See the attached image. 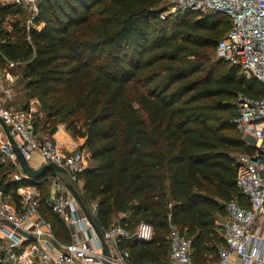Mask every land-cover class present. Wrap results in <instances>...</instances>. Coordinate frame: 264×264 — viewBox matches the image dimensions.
I'll list each match as a JSON object with an SVG mask.
<instances>
[{"label":"trees","instance_id":"1","mask_svg":"<svg viewBox=\"0 0 264 264\" xmlns=\"http://www.w3.org/2000/svg\"><path fill=\"white\" fill-rule=\"evenodd\" d=\"M163 2L38 0L28 29L20 27L21 6L0 4V65L23 62L29 96L84 139L80 149L93 164L79 174L81 200L96 203L97 227L104 232L119 214L129 215L117 223L131 234L140 224L151 227L146 242L118 243L135 264H168L169 218L191 240L193 263L206 264L224 244L216 221L226 203L244 200L235 155L252 148L233 123L235 97L261 98L264 86L213 60L230 27L225 14L161 18ZM6 15L16 16L12 31L1 27ZM13 171L0 164L4 193L14 194ZM41 211L56 238L69 242L43 199Z\"/></svg>","mask_w":264,"mask_h":264},{"label":"built area","instance_id":"2","mask_svg":"<svg viewBox=\"0 0 264 264\" xmlns=\"http://www.w3.org/2000/svg\"><path fill=\"white\" fill-rule=\"evenodd\" d=\"M37 2L13 0V4L30 10L28 28L38 13ZM163 4L161 18L185 12L225 14L230 27L217 43L218 58L264 86V0H164ZM15 82L10 71L0 68V164L14 166L11 180L17 184L14 194L0 189V264H135L129 251L118 246L120 240L134 234L118 223L111 225L102 232L110 252L105 256L88 217L69 188L81 198L83 181L79 174L87 167L89 154L74 148L64 150L57 141L39 139L34 129L33 102L24 109L11 105ZM234 104L233 123L252 148L251 153L235 155V185L247 206L236 201L226 203L220 224L224 244L218 249L217 260L206 264H233L234 259L240 264L264 262V239L260 228L254 226L264 216V96L250 98L238 93ZM4 125L28 164L37 151L43 164L53 163L62 171L47 170L39 178L28 177ZM42 199L66 227L69 242L56 238L51 222L41 211ZM85 207L93 218L96 203ZM168 227V264H194L191 240L170 218Z\"/></svg>","mask_w":264,"mask_h":264},{"label":"rangeland","instance_id":"3","mask_svg":"<svg viewBox=\"0 0 264 264\" xmlns=\"http://www.w3.org/2000/svg\"><path fill=\"white\" fill-rule=\"evenodd\" d=\"M11 3H13V0H0L1 5L11 4ZM37 5H38V2H37ZM22 9L25 12V17L21 19L20 27L28 29V19L30 17L31 12L28 8L22 7ZM15 19H16V16L14 15H6L4 17V20L2 21L1 27L4 30L12 31V28L10 25L14 21H16ZM212 58L213 60H218V55H217L216 50L212 54ZM22 65H23V62L21 61L6 60L3 63V65H0V68L7 69L16 77L15 92H17V98H18L17 102L18 103H20L21 105H25V103H29L28 101L33 100V105H31V107H33L34 121L36 123V127L34 128L39 129V131H37V137L39 139L43 138V139L55 141L53 139V135L57 133L58 131L64 130L72 138L73 141L83 142L84 139H78L71 135V133L65 127L66 124L60 120L59 116L49 117L48 116L49 112L47 108L37 96H33V97L29 96L30 95L29 91L25 89V81L21 77ZM61 128H64V129H61ZM81 145H76L73 148L87 152L85 149H80ZM0 158H1V155H0ZM41 158L42 157L40 156V154L37 151H34L32 153L30 163H32L33 165L35 164L39 165ZM92 164L93 162L88 158L86 165L89 166ZM115 223L117 222L115 221Z\"/></svg>","mask_w":264,"mask_h":264},{"label":"crops","instance_id":"4","mask_svg":"<svg viewBox=\"0 0 264 264\" xmlns=\"http://www.w3.org/2000/svg\"><path fill=\"white\" fill-rule=\"evenodd\" d=\"M16 84V82H15ZM14 84V97H13V100L11 102V105L14 106L15 108H28L29 107V104L31 102H33V100H30L28 101L29 103H25L26 107H24L25 105H21L20 103H18V98H17V92H15V85ZM33 105V104H32ZM61 129H64V128H61ZM243 140L248 144V139H246L244 136H242ZM53 139L55 141H57L61 147L64 149V150H71L73 147H75L76 145H81L84 143V141H73L72 138L63 130V131H58L57 133H55L53 135ZM249 145V144H248ZM250 146V145H249ZM43 164V159L41 158L40 159V162H39V165H33L32 163H30L29 165L32 167V168H38L40 166H42ZM243 206H247V202H246V198L244 197V200L242 201V203H239ZM224 216H221L217 219L216 221V224L219 225L221 227V222L222 220L224 219ZM128 218L129 215L128 214H119L117 218L114 219V221L117 222V219H121V218ZM115 223V222H114ZM256 228H260L259 230V233H260V236L262 239H264V216H261L259 219L256 220L255 222V225H254ZM221 230H222V227H221ZM136 233H138L139 235H136ZM134 235L132 236L135 240L137 241H140V242H146L148 241L151 236H152V229L149 225H146V224H140L136 227L134 233ZM223 235V234H222ZM120 248V247H119ZM132 258V257H131ZM133 259V258H132ZM216 261V260H214ZM214 261H209L207 263H211V262H214ZM233 264H240V260L239 259H234V262ZM258 264H264V262H259Z\"/></svg>","mask_w":264,"mask_h":264},{"label":"water","instance_id":"5","mask_svg":"<svg viewBox=\"0 0 264 264\" xmlns=\"http://www.w3.org/2000/svg\"><path fill=\"white\" fill-rule=\"evenodd\" d=\"M4 129L5 132L7 133V137L8 140L11 142L12 144V150L15 153L17 160L22 168V170L24 171V173L32 178V179H36L41 177L42 175H44V173L47 170H52V171H62L61 168L57 167L55 164L53 163H46L43 164L42 166L38 167V168H32L28 162L25 160L22 152L20 151V149L17 147L13 137L9 134L8 132V128L4 125ZM69 188L71 189V191L74 193V195L76 196L77 200L79 201L83 212L85 213V215L88 217V220L95 232V234L97 235L98 239L100 240L101 246H102V250L105 256H109L110 252H109V248L107 246V243L105 242L104 238H103V233L102 231L97 227L95 221L93 220V218L90 216V214L87 212L85 204L83 203V201L81 200V198L77 195V193L74 191V189L69 185ZM109 264V263H107Z\"/></svg>","mask_w":264,"mask_h":264}]
</instances>
